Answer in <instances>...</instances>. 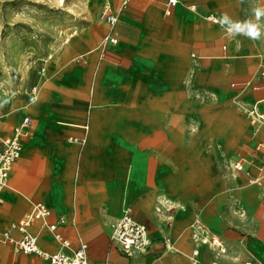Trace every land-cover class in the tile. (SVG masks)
<instances>
[{
	"label": "crops",
	"instance_id": "obj_1",
	"mask_svg": "<svg viewBox=\"0 0 264 264\" xmlns=\"http://www.w3.org/2000/svg\"><path fill=\"white\" fill-rule=\"evenodd\" d=\"M110 1L114 28L100 20L99 1L44 65L34 96L0 98V150L31 120L1 194L0 264H49L15 253L4 236L39 203L51 213L30 233L50 254L86 245L94 264H192L198 250V264H264V158L255 150L264 143V30L253 40L220 23L256 22L264 0H179L170 17L166 0ZM240 159L244 172L234 168ZM127 210L148 228L146 255L128 257L112 239ZM211 234L225 254L203 244Z\"/></svg>",
	"mask_w": 264,
	"mask_h": 264
},
{
	"label": "built area",
	"instance_id": "obj_2",
	"mask_svg": "<svg viewBox=\"0 0 264 264\" xmlns=\"http://www.w3.org/2000/svg\"><path fill=\"white\" fill-rule=\"evenodd\" d=\"M103 2L102 10L100 13V20L114 28L118 23L117 16L112 12L111 1L101 0ZM130 0H121V7L126 8ZM179 0H166L165 2V15L170 17L174 14L175 10L179 6ZM207 20L217 23L218 20L213 17L207 18ZM76 35L74 32L72 35ZM119 35L113 33L108 40L116 44L118 42ZM69 40H65V44H68ZM52 60L49 56L44 62V65ZM44 65L41 72L44 71ZM37 92V88L33 87L30 91L31 95L34 96ZM1 119V114H0ZM31 120L26 117L20 126L15 128L12 136L5 138L2 141V149L0 150V203L1 194L7 187L12 167L18 162L23 139L31 136L30 131ZM257 154L264 158V143H260L256 148ZM244 159H240L235 163L234 168L237 172H244L246 165ZM260 179H251V184H260ZM50 210L43 204H36L33 211L27 214L20 222L13 224L10 230L4 233L7 242L12 245L15 253H23L26 255H36L44 260L48 261L49 264H94L89 261L87 256V246L83 245L79 250L72 254L64 252H57L50 254L44 252L38 245L36 237L30 233V228L39 224L43 219L50 216ZM50 230L55 233L56 226H50ZM17 231L21 234V238L16 240L12 237V232ZM56 239L59 240L65 247H69V243L66 242L60 234L55 233ZM112 239L119 245L120 250L123 254L128 257L133 255H146L151 247L152 241L149 236L148 228L136 221L131 213V210H127L123 216L116 222L113 227ZM192 240L196 243L200 241L197 234L192 236ZM203 244L206 245L210 250L215 251L219 254L226 253V247L224 243L216 236L209 235L203 240ZM167 249H171V241L165 240ZM199 251L195 250L192 254V264H198ZM241 264H261V262L251 256L247 261Z\"/></svg>",
	"mask_w": 264,
	"mask_h": 264
},
{
	"label": "rangeland",
	"instance_id": "obj_3",
	"mask_svg": "<svg viewBox=\"0 0 264 264\" xmlns=\"http://www.w3.org/2000/svg\"><path fill=\"white\" fill-rule=\"evenodd\" d=\"M78 1L0 0V98L30 93L47 58L80 31L86 12H74Z\"/></svg>",
	"mask_w": 264,
	"mask_h": 264
},
{
	"label": "clouds",
	"instance_id": "obj_4",
	"mask_svg": "<svg viewBox=\"0 0 264 264\" xmlns=\"http://www.w3.org/2000/svg\"><path fill=\"white\" fill-rule=\"evenodd\" d=\"M256 22H235L232 23L229 20V17L225 15L220 23L221 24H229V31L233 33H241L248 38L253 40L260 39L262 35V30H264V24L260 23L261 17H264V9L256 8L253 10Z\"/></svg>",
	"mask_w": 264,
	"mask_h": 264
},
{
	"label": "bare ground",
	"instance_id": "obj_5",
	"mask_svg": "<svg viewBox=\"0 0 264 264\" xmlns=\"http://www.w3.org/2000/svg\"><path fill=\"white\" fill-rule=\"evenodd\" d=\"M99 1L101 2V7H102L103 2L101 0H99ZM60 3L65 5V0H60ZM96 9H97V3L95 1H93V0H79L77 7L74 8V12H76V13H80L82 11L94 12V11H96ZM76 34H77V32H76ZM73 36H75V34L74 35L69 34L65 40H70ZM64 44H65V41H64Z\"/></svg>",
	"mask_w": 264,
	"mask_h": 264
}]
</instances>
